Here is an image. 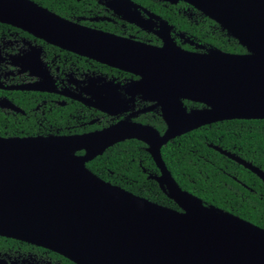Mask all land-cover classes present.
<instances>
[{
	"label": "water",
	"instance_id": "95a60500",
	"mask_svg": "<svg viewBox=\"0 0 264 264\" xmlns=\"http://www.w3.org/2000/svg\"><path fill=\"white\" fill-rule=\"evenodd\" d=\"M182 1L247 52L187 51L169 36L161 46L149 45L70 22L30 0H0L1 22L138 75L167 125L163 135L124 123L81 135L0 136L1 236L41 245L76 264H264V228L183 190L160 152L169 139L204 124L264 119V0ZM181 98L205 108L187 113ZM126 138L147 143L161 172L155 179L179 209L87 168V161ZM237 160L264 181V172Z\"/></svg>",
	"mask_w": 264,
	"mask_h": 264
},
{
	"label": "flooded vegetation",
	"instance_id": "af4514ba",
	"mask_svg": "<svg viewBox=\"0 0 264 264\" xmlns=\"http://www.w3.org/2000/svg\"><path fill=\"white\" fill-rule=\"evenodd\" d=\"M30 1L70 22L149 45L161 46L162 37L169 36L176 45L187 51L208 52L211 48L224 51L197 37L194 31L205 15L182 0ZM167 9L176 13L178 18L184 17L189 29L181 28L177 19L170 21L164 15ZM246 52L245 48L242 53ZM139 79L138 75L129 71L64 49L20 27L0 21V113L3 115L5 131L14 133L11 136L81 135L124 123L147 126L163 135L167 125L161 106L146 92V88L137 83ZM186 101L194 104L188 105ZM181 102L187 113L205 108L204 104L188 99L181 98ZM180 135L164 143L160 152L168 142ZM130 139L141 141L126 138L112 145ZM143 143L144 150L150 155L147 143ZM207 145L264 184L256 173L237 160L264 172L261 150L252 142L246 145L234 141L223 146L209 142ZM75 153L83 155L85 151L77 150ZM151 159L155 170L145 169L139 162L141 171L147 178L156 181L168 197L165 187L162 188L155 179L161 172ZM226 174L243 188L241 195L264 197V188H257L255 180H241L235 170L227 171ZM0 264L76 263L41 245L0 235Z\"/></svg>",
	"mask_w": 264,
	"mask_h": 264
},
{
	"label": "trees",
	"instance_id": "16d2710c",
	"mask_svg": "<svg viewBox=\"0 0 264 264\" xmlns=\"http://www.w3.org/2000/svg\"><path fill=\"white\" fill-rule=\"evenodd\" d=\"M164 15L173 22L177 19L181 28L189 29L184 17L178 18L169 9ZM201 20L194 31L198 38L224 51H245L234 37H228L224 31H220L213 20L206 16L201 17ZM186 104L194 103L186 101ZM3 122V115L0 113V136L14 135L5 131ZM234 141L246 145L252 142L261 150L264 164V120L231 119L200 126L168 142L162 148V158L177 184L198 197L205 206H214L264 228V197L241 195L243 188L229 178L226 172L235 170L241 180H255L257 188H264V184L252 173L244 171L232 161L228 162L223 155L207 145L213 142L223 146ZM139 162L145 169L155 170L150 155L144 150V143L130 139L108 147L102 154L87 162L86 166L112 184L155 203L179 209L161 191L156 181L146 177Z\"/></svg>",
	"mask_w": 264,
	"mask_h": 264
}]
</instances>
